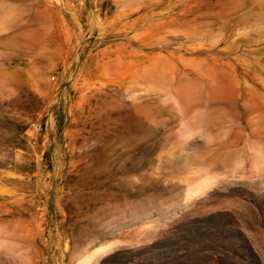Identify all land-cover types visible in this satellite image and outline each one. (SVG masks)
<instances>
[{"label":"rangeland","instance_id":"rangeland-1","mask_svg":"<svg viewBox=\"0 0 264 264\" xmlns=\"http://www.w3.org/2000/svg\"><path fill=\"white\" fill-rule=\"evenodd\" d=\"M0 264H264V0H0Z\"/></svg>","mask_w":264,"mask_h":264},{"label":"trees","instance_id":"trees-1","mask_svg":"<svg viewBox=\"0 0 264 264\" xmlns=\"http://www.w3.org/2000/svg\"><path fill=\"white\" fill-rule=\"evenodd\" d=\"M227 213H216V214H212L211 217L212 218H216L217 216H225ZM198 233H200V231H197ZM244 241L246 243H248V247L253 251V246L251 245V243H249V239L247 237H243ZM212 247V246H210ZM212 249V248H211ZM202 250L204 252L208 251V248H202ZM255 253V252H254ZM196 263H202V262H196Z\"/></svg>","mask_w":264,"mask_h":264}]
</instances>
